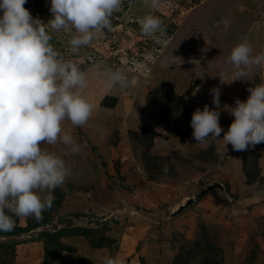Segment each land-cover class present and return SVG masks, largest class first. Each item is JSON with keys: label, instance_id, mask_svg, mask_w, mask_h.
<instances>
[{"label": "rangeland", "instance_id": "rangeland-1", "mask_svg": "<svg viewBox=\"0 0 264 264\" xmlns=\"http://www.w3.org/2000/svg\"><path fill=\"white\" fill-rule=\"evenodd\" d=\"M245 1L235 9L243 0H160L152 9L150 0H123L112 29L76 55L68 43L74 29L44 25L54 49L85 72L77 94L93 111L83 126L62 123L80 152L41 145L71 173L41 221L13 216L14 229L0 232V264H103L108 256L125 264H264V143L225 150L222 139L196 142L190 126L196 108H214L210 90L219 88L226 132L228 108L264 83V67L253 83L231 82L225 63L245 40L264 52V0ZM50 2L24 7L47 24ZM146 14L162 20L159 43L140 31ZM108 69L123 70L128 86H114ZM213 183L222 187L199 195Z\"/></svg>", "mask_w": 264, "mask_h": 264}, {"label": "clouds", "instance_id": "clouds-1", "mask_svg": "<svg viewBox=\"0 0 264 264\" xmlns=\"http://www.w3.org/2000/svg\"><path fill=\"white\" fill-rule=\"evenodd\" d=\"M159 2L150 0V7L156 9ZM26 3L0 0V232L14 229L13 216L34 217L39 222L43 212L51 209L52 193L63 186L71 169L60 155L41 145L67 146L64 155L80 152L81 146L63 131L62 123L83 126L93 111V105L77 94V89L87 86L85 72L54 49L44 25L57 32L74 29L76 34L68 43L76 55L95 33L112 29L113 15L122 8L123 0H51L52 19L47 24L34 19L24 7ZM138 23L144 36L160 42L157 34L163 28L158 16L146 14ZM225 63L232 70L231 82H252L254 70L264 67V52L254 53L245 40L231 49ZM105 75L114 86H128L121 69H108ZM247 91L245 101L236 99L235 106L228 108L234 119L224 132L219 124L221 90L211 89L214 108L204 105L202 110H194L192 138L196 142L222 139L225 150L230 144L234 151H248L264 143V83H253ZM163 171L166 174L168 169ZM103 264L125 261L108 256Z\"/></svg>", "mask_w": 264, "mask_h": 264}, {"label": "water", "instance_id": "water-1", "mask_svg": "<svg viewBox=\"0 0 264 264\" xmlns=\"http://www.w3.org/2000/svg\"><path fill=\"white\" fill-rule=\"evenodd\" d=\"M214 187L221 188L222 186L219 183H213L211 185H208L206 189L201 190L200 193H199V195L202 194V193H204L207 189H212ZM199 195H197L196 197L188 198L185 203H183V204L180 205L179 209H182V208L188 206L189 204H191L194 201V199L197 198Z\"/></svg>", "mask_w": 264, "mask_h": 264}, {"label": "crops", "instance_id": "crops-1", "mask_svg": "<svg viewBox=\"0 0 264 264\" xmlns=\"http://www.w3.org/2000/svg\"><path fill=\"white\" fill-rule=\"evenodd\" d=\"M243 2H244V3H240V2H238L233 8L237 9L239 5H240V6H241V5H245L246 1L243 0ZM246 5H247V3H246ZM263 40H264V32H263Z\"/></svg>", "mask_w": 264, "mask_h": 264}, {"label": "trees", "instance_id": "trees-1", "mask_svg": "<svg viewBox=\"0 0 264 264\" xmlns=\"http://www.w3.org/2000/svg\"><path fill=\"white\" fill-rule=\"evenodd\" d=\"M49 237V236H47ZM45 239V238H44ZM50 239V238H49ZM48 238H46V240L48 241L49 240ZM0 247H5V245L3 243H0Z\"/></svg>", "mask_w": 264, "mask_h": 264}]
</instances>
